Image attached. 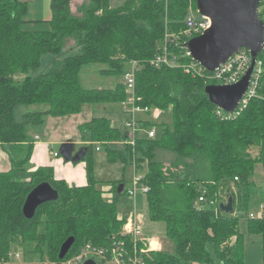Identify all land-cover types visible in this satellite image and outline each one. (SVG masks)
I'll use <instances>...</instances> for the list:
<instances>
[{"label":"trees","instance_id":"1","mask_svg":"<svg viewBox=\"0 0 264 264\" xmlns=\"http://www.w3.org/2000/svg\"><path fill=\"white\" fill-rule=\"evenodd\" d=\"M74 1L51 0V19L46 21L50 28L31 31L25 29L29 0H0V145L12 165L10 171L0 172V264H62L87 246L110 253L115 242H124L130 252L134 244L141 248L140 242L123 234L129 217L117 210L120 197L126 195L125 189L117 195L123 181L112 183V200H106L98 187L96 143L112 164L127 166L135 154L136 170L147 166L142 183L149 187L148 218L165 223L172 251H149L141 255L145 264H245L240 220L246 218L249 233L261 235L264 244V219L248 218L256 166L261 164L264 171V52L258 55L262 75L257 96L228 119L227 112L219 115L211 103L205 92L207 82L181 69L150 64L166 30H185L190 0H125L120 7H112L110 0H87L76 13ZM192 5L198 9L196 0ZM260 17L264 22L262 13ZM75 44L78 54L59 58ZM46 55L55 57L51 68L32 77L30 72L41 66ZM132 62L138 64L136 105L171 110L170 122L153 124L151 111L138 119L140 126L159 127L160 136L137 138L134 146L127 143L120 148L115 143L127 141L128 133L110 118L96 116L78 128L88 150L82 161L88 180L85 187L56 180L52 167L31 171L32 129L43 126L48 117L79 115L86 105L125 103L126 85L119 80ZM95 65L103 67L102 76L121 78L109 89H85L81 73ZM32 105H46L48 110L24 114L23 121H17L15 109ZM253 148L259 149L257 157ZM158 150L174 155V161L168 165L157 160ZM44 183L59 198L41 205L27 219L26 198ZM201 196L215 206L203 208ZM229 198L234 213L220 208ZM69 238H74V244L61 260V247ZM15 246L20 248L21 261L10 259Z\"/></svg>","mask_w":264,"mask_h":264},{"label":"built area","instance_id":"2","mask_svg":"<svg viewBox=\"0 0 264 264\" xmlns=\"http://www.w3.org/2000/svg\"><path fill=\"white\" fill-rule=\"evenodd\" d=\"M194 12L198 13L201 18L199 19L194 16ZM261 13L264 16V0H260L259 16ZM184 24L185 30L180 33H170L166 30L164 38L159 43L157 52L151 59L150 64L156 68L166 67L170 69H181L186 74L202 79L207 82L208 85L229 86L240 82L252 64V55L250 51L247 49H241L237 54L219 66L217 70L210 72L192 58L191 53L186 47V43L191 38L200 36L209 30L212 26L211 19L207 16L201 15L198 9H194L192 0H190L188 14L185 18ZM262 52H264V48ZM137 68L138 64L136 62L129 63L128 69L123 76V81L126 85V91L128 94V99L123 103V106L127 105V103L130 104V108L123 110V113L126 116L124 124L128 130L127 135L129 138L127 142L132 145L138 138L136 133L141 127L138 122L139 117L151 111L149 108H142L135 103V75ZM261 75L262 61L257 57L246 93L236 110L233 113H227L225 118L229 119L239 115L240 111L248 105L249 101L257 96ZM218 109V114L222 115L224 110L220 108ZM147 137L150 139H155L157 137V131L155 128L149 130ZM36 140H38V137H36ZM96 149L99 151L100 147H97ZM53 155L54 157H58L59 153H54ZM142 180L143 177L137 176V174L134 175L132 180L133 188L126 191L128 197L135 199L138 191L143 194L149 192V187L143 185ZM237 180L238 179L235 178V181ZM199 201L205 202L207 200L204 199V196H201ZM205 204L215 206L214 201L205 202ZM248 218L252 220L264 219V204L261 203L257 210L250 211L248 213ZM123 234L131 237L134 243L140 242L142 244L141 248L138 249L136 244H134L133 250L130 252L126 249L124 242H115L111 252L107 253L104 249L87 246L78 255L64 261L62 264H83L88 259H93L98 264L99 262L102 264H145L141 255L147 254L149 251L160 250V244L162 243L160 240L155 238H145L143 236V224L138 215H129L123 226ZM154 244L157 246H154ZM21 258L22 254L19 252L10 254L11 261H21Z\"/></svg>","mask_w":264,"mask_h":264},{"label":"water","instance_id":"3","mask_svg":"<svg viewBox=\"0 0 264 264\" xmlns=\"http://www.w3.org/2000/svg\"><path fill=\"white\" fill-rule=\"evenodd\" d=\"M198 11L212 21L209 30L200 36L191 38L186 47L192 58L213 72L241 49H247L252 55V64L244 77L234 85H207L206 94L211 103L227 113H233L246 93L255 67L256 58L264 48V22L259 16L260 0H196ZM74 144L64 143L59 154L67 162H82L87 148L73 155ZM124 191V184L119 186L117 195ZM59 194L53 187L44 183L32 190L26 198L23 213L31 219L43 204L56 201ZM233 199L229 198L220 208L226 213H233ZM74 244L69 238L61 247L59 258L63 260ZM83 264H98L93 259Z\"/></svg>","mask_w":264,"mask_h":264},{"label":"rangeland","instance_id":"4","mask_svg":"<svg viewBox=\"0 0 264 264\" xmlns=\"http://www.w3.org/2000/svg\"><path fill=\"white\" fill-rule=\"evenodd\" d=\"M81 1L82 0H77L75 2V5H77L79 9H81L83 6V4L81 5ZM124 2L125 0H110L112 7H120L122 6ZM50 4H51V0H29V11L26 16V20L28 21V23L25 25V29L31 30V31L48 30L50 27L46 21L51 19ZM74 12L76 13V11ZM194 16H196L199 19L201 18V16L196 12H194ZM33 21H36V22H33ZM79 52H80V48L78 47L77 44H75V45H72L66 48L59 58L64 59L68 56L76 55ZM53 59H55L54 56H51V55L44 56L41 62V66L36 70H32L30 72V75L32 77H35V76H38V75H41L47 72L51 68ZM102 68L103 67L99 65L85 67L80 76L81 85L85 89L112 88L121 77L120 78H110V77L102 76L100 73V70ZM119 81H123V77ZM114 107L116 110H119L120 112V110L122 109L125 110L127 108H130V104L127 103V105L125 106H123V104H120V105H115ZM98 108H100L99 110H101L102 107H98ZM98 108L96 109L97 111L95 112L94 116H98V117L105 116V114L98 112ZM25 110H26V106H18L15 109V114H16L15 116H16L17 121L19 122L23 121V113L25 112ZM171 115H172L171 110L160 111L157 109H152L150 117L153 121V124H157L161 121L170 122L172 118ZM110 118L112 119L114 126L118 127L120 130H122L125 133L128 132L123 122L126 119V116L124 113H121V114L117 113L115 116H110ZM151 128H155L158 136H160L159 127L141 126L140 129L136 133L137 137L138 138L147 137L148 132ZM62 130H65V133H68L69 137H73L79 134L78 127L76 128L73 124H71L70 126L66 128H62L58 130V133L62 132ZM53 135H56V134H53ZM126 142L127 141H119L115 143V145H118V147L123 148L125 144L128 143ZM130 142H131V139H130ZM128 144H130L129 146L132 147L134 146L135 143L133 145L131 143H128ZM62 145L63 144L54 146L53 149L59 152ZM96 145L97 147L102 148L101 145L97 143ZM251 152L253 153L254 157H257V155H259L258 148H253ZM98 156L99 157L101 156L100 158L101 160L102 158H104V161L103 160L101 162L99 161L100 165H99L98 173H96L97 174L96 178L121 180L125 184L126 191L133 188L132 180L135 175L134 170H136V166H138L137 165L138 156L134 154L131 163L127 166H125L123 163H120V164L117 163L115 165L108 164L107 161H105L106 156H105L104 151L100 153ZM173 156L174 155H172L171 153L164 152L161 150H158L156 152V159L168 165L174 161ZM121 164H123L124 166H122ZM134 165H135V168H134ZM136 171H137V176L144 177L147 171L146 164H144L140 170H136ZM192 174L194 176L197 175L195 172H192ZM203 177L204 178L208 177V169H207V173L203 174ZM253 180L255 182L256 189L252 196V201L248 209L250 211L256 210V209L254 210L253 207L254 205H256L257 203L261 201L262 196H263V191H264V174H263L262 166L259 164L256 166ZM101 189L104 191V198L106 200L113 199L114 193L112 192V188L102 187ZM196 204L198 205V202H196ZM236 206L238 207V204ZM202 207L206 208V207H209V205L205 204ZM134 208H135L136 214H139V215L143 214L145 216L146 224L148 226L147 227L148 232L146 230L144 231L145 238L152 237V236L155 238L158 237L162 241L163 250L172 251V244L166 238V235H165V223L163 222L151 223V221L148 218V204H147L146 194H143L142 192L138 191L135 199L130 198L125 194L120 197L118 204H117V210L120 216H123L126 213L130 215L131 214L130 212L133 211ZM240 230L243 234H245L246 264H261L263 261V246H264L262 236L258 234L249 233L248 221L246 220V218L240 220ZM13 252L20 253L21 251H20L19 246H15ZM21 260H23V258H21Z\"/></svg>","mask_w":264,"mask_h":264},{"label":"crops","instance_id":"5","mask_svg":"<svg viewBox=\"0 0 264 264\" xmlns=\"http://www.w3.org/2000/svg\"><path fill=\"white\" fill-rule=\"evenodd\" d=\"M76 1L77 0H75L73 3V8H74V11L77 12L79 8L77 5H75ZM86 1L87 0H82L81 5L84 4ZM114 106L115 105L98 106V107H102L101 110H99L100 108L98 107L94 108L91 105H86L84 106L82 113L79 115H73V116H67V117H61V118L48 117L43 126L33 128L30 136L34 141L35 147H34L32 157H31V161H30L31 171H35L40 167H52L55 173L56 180H64L70 186L85 187L88 184L87 173H86V163L79 162L77 164H74V163L67 162L66 160H64L60 154L58 157H54L53 155L54 153H59L53 149L54 146L64 144L67 142H71L74 144L73 155H75L77 152L83 149L85 146V143L81 140L80 132L78 135L69 137L68 133H65V130H62V132L60 133H58V130L62 128H66L70 126L71 124H73L76 128L77 127L79 128L81 124L89 122L93 117H96L94 115H95V112L97 111L96 110L97 108H98V112L105 114V117H108V118H110V116H115L117 113L118 114L123 113V109L120 110L119 112V110H116ZM47 110H48V106L46 105L26 106V110L23 113V115L27 113L45 112ZM53 134H56V135H53ZM36 137H38V140H36ZM94 146H95V153H94L95 179L99 183L98 187L100 189L102 187L113 188L112 183L119 182L121 180L96 178L97 176L96 173H98V169L100 165L99 161L100 162L102 160L104 161V158H102L101 160L100 159L101 156L99 157L98 155L102 153L104 150L103 148L100 147V150L97 151L96 149L97 145L95 144ZM105 156H106L105 161H107L108 164L115 165L108 161L106 152H105ZM121 165L124 166L123 164ZM11 167L12 165H11L10 158L8 154L3 150L2 146L0 145V172H3V173L8 172L10 171ZM262 169H263V166H262ZM134 173L137 174V171L134 170ZM263 174H264V171H263ZM124 189H125V184H124ZM261 203H262V199L259 203L254 205L253 209L257 210ZM130 213L132 215H138L140 217V220L143 224V236L145 237L144 231L146 230L148 232V229H147L148 226L146 224L145 216L143 214H140V215L136 214L135 208ZM148 238H155V237L152 236ZM155 239L161 241V239H159L158 237ZM155 246L157 245L155 244ZM161 249H163L162 243L160 244V250ZM245 264H246V245H245ZM261 264H264V246H263V261Z\"/></svg>","mask_w":264,"mask_h":264},{"label":"bare ground","instance_id":"6","mask_svg":"<svg viewBox=\"0 0 264 264\" xmlns=\"http://www.w3.org/2000/svg\"><path fill=\"white\" fill-rule=\"evenodd\" d=\"M154 246H155V244H154Z\"/></svg>","mask_w":264,"mask_h":264}]
</instances>
